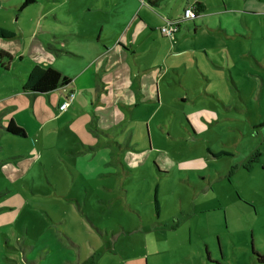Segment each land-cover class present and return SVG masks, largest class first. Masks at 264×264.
<instances>
[{"label": "rangeland", "instance_id": "1", "mask_svg": "<svg viewBox=\"0 0 264 264\" xmlns=\"http://www.w3.org/2000/svg\"><path fill=\"white\" fill-rule=\"evenodd\" d=\"M32 7L9 21L52 34ZM13 33L0 38V264H264V82L248 60L229 86L164 70L137 105L111 88L102 133L89 112L58 118L57 91L23 92L36 39ZM9 118L26 136L3 131Z\"/></svg>", "mask_w": 264, "mask_h": 264}, {"label": "crops", "instance_id": "2", "mask_svg": "<svg viewBox=\"0 0 264 264\" xmlns=\"http://www.w3.org/2000/svg\"><path fill=\"white\" fill-rule=\"evenodd\" d=\"M23 1L0 0V27L28 35V50L36 39L23 83L35 64L58 70L70 80L49 92L60 94L55 105L58 118L89 112L94 116L89 124H97L102 133L109 131L100 117L106 109L104 97L111 88L116 103L137 105L153 101L155 88L160 89L169 68L179 74L181 83L186 78L183 71L191 69L200 86L211 87L220 82L229 86L236 65L248 60L255 72L252 77L264 82V0H253L259 5H250V0H32L20 8ZM195 3L202 5L195 18L181 20L178 31L171 36L160 32L165 19H182L183 10ZM32 5L35 9L30 11L40 27L50 22L48 19L55 24L52 34L40 33L39 27L28 32L23 23L9 21L17 12L18 17L22 16L23 9ZM256 41L259 44L255 48ZM240 42L243 50L236 48ZM0 52L3 63L5 54ZM36 54L52 59L34 57ZM59 60L65 61L70 71H65ZM70 91L74 92V99L66 110L60 111L58 106ZM208 257L210 263H219L211 252ZM221 263L226 264L224 260Z\"/></svg>", "mask_w": 264, "mask_h": 264}, {"label": "trees", "instance_id": "3", "mask_svg": "<svg viewBox=\"0 0 264 264\" xmlns=\"http://www.w3.org/2000/svg\"><path fill=\"white\" fill-rule=\"evenodd\" d=\"M32 0H24L21 4L20 8H24L28 3ZM195 12H199L202 9V5L199 3L193 4ZM14 33L8 29L0 27V37L1 38H12ZM0 56L2 53L0 52ZM69 78L62 75L58 70L54 69L51 66H43L40 64H35L32 69L28 72L27 77L22 84L23 92L26 93H49L57 89L58 87L65 86L69 83ZM7 132L18 135V136H26L24 129L22 127H18L13 119H10L6 129ZM154 206L156 213H158V200H157V192L155 190L154 195ZM252 253L255 255L256 259L264 263V255L256 252L254 248H252Z\"/></svg>", "mask_w": 264, "mask_h": 264}, {"label": "built area", "instance_id": "4", "mask_svg": "<svg viewBox=\"0 0 264 264\" xmlns=\"http://www.w3.org/2000/svg\"><path fill=\"white\" fill-rule=\"evenodd\" d=\"M196 15L197 12H195L193 5L187 6L183 10L182 19H177V20L165 19L166 24L164 26H161L159 30L163 35L171 36L178 31L181 20L193 19ZM73 99H74V92L70 91L66 95L65 100L58 106V109L60 111L66 110Z\"/></svg>", "mask_w": 264, "mask_h": 264}, {"label": "water", "instance_id": "5", "mask_svg": "<svg viewBox=\"0 0 264 264\" xmlns=\"http://www.w3.org/2000/svg\"><path fill=\"white\" fill-rule=\"evenodd\" d=\"M195 17H196V16H195ZM195 17H194V18H195Z\"/></svg>", "mask_w": 264, "mask_h": 264}]
</instances>
